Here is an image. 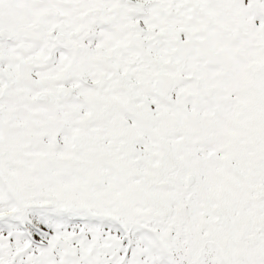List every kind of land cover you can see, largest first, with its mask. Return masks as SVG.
<instances>
[{
    "label": "snow or ice",
    "instance_id": "snow-or-ice-1",
    "mask_svg": "<svg viewBox=\"0 0 264 264\" xmlns=\"http://www.w3.org/2000/svg\"><path fill=\"white\" fill-rule=\"evenodd\" d=\"M0 264H264V0H0Z\"/></svg>",
    "mask_w": 264,
    "mask_h": 264
}]
</instances>
